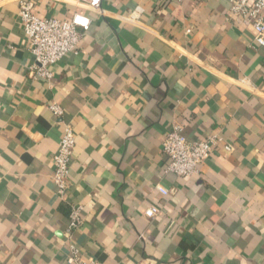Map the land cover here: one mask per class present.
I'll list each match as a JSON object with an SVG mask.
<instances>
[{"label":"crops","instance_id":"1","mask_svg":"<svg viewBox=\"0 0 264 264\" xmlns=\"http://www.w3.org/2000/svg\"><path fill=\"white\" fill-rule=\"evenodd\" d=\"M19 1L0 0V264H68L72 246L100 264H264V47L230 1L104 0L94 12L31 0L40 18L91 19L49 80L30 75ZM174 122L190 141L221 138L191 177L167 172ZM67 124L76 148L60 195Z\"/></svg>","mask_w":264,"mask_h":264},{"label":"built area","instance_id":"2","mask_svg":"<svg viewBox=\"0 0 264 264\" xmlns=\"http://www.w3.org/2000/svg\"><path fill=\"white\" fill-rule=\"evenodd\" d=\"M229 17L236 23L253 29V44L264 47V0H229ZM91 11H99L104 0H78ZM142 13L137 8L130 20H136ZM19 19L24 34L29 42V51L34 64L30 67V75L34 78L49 80L52 76L50 66L62 60L68 53L75 52L80 44L82 33L88 32L91 26L89 16L75 13L68 21L55 18H40L35 14V4L31 0L19 1ZM50 110L61 118L64 110L58 104H52ZM221 143L218 135H212L204 140L190 141L184 135V126L174 122L171 131L162 144V152L167 159V172L178 177H191L198 173V168L206 163L214 154L215 148ZM76 148V135L71 124L65 126L59 144V150L54 157V183L58 194L64 195L70 186V167ZM226 152L232 151L230 146ZM159 191L164 196L169 192L163 188ZM160 214L157 207H151L145 212L148 218ZM83 223L81 208H74L71 214L72 229L79 228ZM68 264H100L84 259L76 246L71 247Z\"/></svg>","mask_w":264,"mask_h":264}]
</instances>
